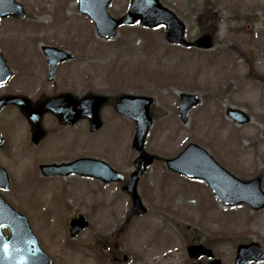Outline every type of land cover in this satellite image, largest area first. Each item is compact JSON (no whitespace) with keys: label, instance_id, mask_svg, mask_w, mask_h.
<instances>
[{"label":"rangeland","instance_id":"374dc122","mask_svg":"<svg viewBox=\"0 0 264 264\" xmlns=\"http://www.w3.org/2000/svg\"><path fill=\"white\" fill-rule=\"evenodd\" d=\"M21 1L36 16L35 7H47L48 3L51 16L49 23L36 32L24 17L0 23V47L4 57L10 55L9 67L15 71V77L0 90V95L21 94L33 102L72 89L80 94L130 91L153 96L157 119L147 138L149 151L173 157L189 142H195L238 177L249 180L261 176L264 188V0H209L215 6L213 17L206 0H161L185 21L189 38L197 36L201 27L215 30L216 44L206 51L167 43L160 27L124 26L118 29L116 38L104 40L97 36L92 21L78 11V0ZM61 2L66 4L60 9L64 17L57 23L60 11L54 10ZM128 5L129 0H114L109 12L118 16ZM32 35L45 36L49 43L44 44L75 55L58 67L56 87L46 77V63L39 52L42 42L31 46L22 43ZM7 38L15 42L12 47L28 53L15 55L20 52L5 47ZM29 46L39 54L35 59ZM30 55L32 62L25 64ZM25 66L34 69L28 71ZM34 73L37 75L31 79ZM72 82L82 87L70 85ZM183 91L201 95V103L191 111L188 125L182 123L176 110ZM230 106L244 109L252 120L237 125L226 117ZM112 110H105L103 117L108 131L122 133L117 145L120 151V142L129 139L136 126ZM42 118L47 126L56 117L47 112ZM0 131L5 142L0 166L11 179L10 187L0 190V194L36 220L35 234L44 249L58 259L57 264H118L112 260L116 243H120V254L130 258L126 264H186V240L191 238L209 241L224 264H233L241 240L255 239L264 248V208L254 211L247 204L222 205L204 181L175 174L163 161H157L142 177L139 191L148 211L135 215L130 214L132 198L121 184L42 175L36 167L39 162H56L62 151L48 136L34 145L30 123L19 108L9 106L0 113ZM136 155L127 150L126 157H122L126 175L133 170L130 162ZM28 170L35 179L39 176L42 180L38 178L35 183L25 177L22 182V173ZM75 183L81 185L73 188ZM63 186L57 201L46 208L44 205L50 204L52 195H57ZM68 191L71 206L63 199ZM37 202H41V209L36 208ZM77 212L87 215L90 225L70 245L65 225L68 215ZM212 234L215 235L211 237ZM64 244L66 249H77V256L73 255L76 251L68 249L73 254L65 260Z\"/></svg>","mask_w":264,"mask_h":264},{"label":"water","instance_id":"95a60500","mask_svg":"<svg viewBox=\"0 0 264 264\" xmlns=\"http://www.w3.org/2000/svg\"><path fill=\"white\" fill-rule=\"evenodd\" d=\"M109 1L110 0H101L96 12L86 3H84L83 0L81 1V10L89 13L93 19H95L98 32L103 37L112 38L116 35V29L119 25L124 23L133 24L140 20L145 26H157L159 24H165L167 26L165 36L169 42L182 43L186 46H197L200 48H210L213 46V38L210 34L202 35L194 41L186 40L185 26L183 22L180 21V19L171 9L163 6L159 0H132L130 10L118 19L111 17L108 14L107 4ZM43 49L46 52V57L49 63L50 78H53L57 65L61 61L71 58L72 55L67 51L55 47H44ZM10 75L11 72L7 69V66L0 56V83L5 82L10 77ZM87 99L90 100V102L87 104L86 110L93 116L95 127L99 126L100 121L98 119V108L103 102L104 98L93 95ZM127 100L131 103L127 104ZM199 101L200 99L196 94L184 93L181 95L180 108L184 122H187V116L190 109L196 106ZM9 102L18 103L29 113L35 122H38L40 110L33 109L30 106L28 100L18 96H8L0 100V108ZM56 102L57 100L51 101L47 107L56 108L58 111H60L55 106ZM151 103V98L128 96L122 98L121 102L118 104L119 111L124 112L137 121L138 129L133 140V148L138 151H143L145 137L152 123V118L149 115V105ZM227 114L240 124L246 123L250 120V117L240 109L230 108L228 109ZM41 135L42 133L39 132L38 137ZM152 162L153 156L142 152V154L135 161L136 171L132 174L129 184L125 187L126 189L132 191L134 200L139 210L141 209V201L139 195L137 194V184L143 172L152 164ZM167 164L169 168L183 173L189 177L205 179L219 200L225 204L232 205L246 202L255 210L264 207V190L261 185L262 179L260 177H256L250 181H244L238 178L220 166L204 148L198 146L197 144L190 143L179 156L167 160ZM56 167L58 166H43L42 168L47 174H53L56 172L64 173L62 171H56ZM93 168L95 171H86V174L102 176L105 180L110 179L105 178L102 171L97 169L95 166H93ZM116 178L120 179V175L119 173L114 172V177L112 179ZM0 186L4 188L9 186L8 177L3 168H0ZM0 203L5 206L2 201ZM2 214L5 216L4 218H0V220L9 221V225L14 230V237L11 240H6L3 235L0 234V243L14 244L16 241H18L16 237V227L21 226L24 230H22L20 234L24 237H28L25 239V241L28 244L33 245L34 242H32V240L29 238L30 231L28 229L29 227L27 225L26 219L20 214L11 211L7 207H5V210ZM87 224V219L84 216L74 218L70 223L71 235L76 237L78 232L87 226ZM198 248L202 247L191 246L189 247V250H195ZM198 252L200 251L197 250L196 252H192V254ZM251 259H255L257 261L264 259L261 246L256 242L240 244L237 249L235 264H248ZM210 264H220V261L217 260L211 262Z\"/></svg>","mask_w":264,"mask_h":264},{"label":"flooded vegetation","instance_id":"af4514ba","mask_svg":"<svg viewBox=\"0 0 264 264\" xmlns=\"http://www.w3.org/2000/svg\"><path fill=\"white\" fill-rule=\"evenodd\" d=\"M20 1L21 0H16ZM24 9V15L22 17L27 18L30 23L34 25H39L40 27H44V25L49 23V18L51 16V12L49 7L50 5L47 3V7H35V12L38 14L33 13V15L26 9L27 5H22ZM62 7L60 4L58 7L54 10L57 11L58 8ZM13 8H15V5H13ZM32 16V17H31ZM36 16V17H35ZM21 16H15V15H8L3 18V20H15ZM31 17V18H30ZM2 20V21H3ZM40 27H38L40 29ZM47 37L45 36H32L31 39L38 42H44ZM66 75V74H64ZM70 85L82 87V84H74V82L70 83ZM53 86L56 87L55 82L53 83ZM70 94L76 99H80L84 97L85 92L82 94L78 93V91L72 89L68 91H63L56 93L54 96L59 94ZM54 94V93H53ZM83 95V96H82ZM110 100L108 101V105H114L116 104L119 96L113 95L110 92ZM53 97V96H52ZM59 120V117H58ZM91 120L90 118L83 116L81 117L76 123L71 124L68 122H65L63 120L54 121L53 119L49 122V125L45 126L43 124V128L45 130V136H48V138L52 137V144L58 148L61 151H67V156L70 157L71 153L77 152V150L81 149L83 152L87 150V152L95 151L98 147V141H96V136L98 133H100V129L94 131L91 128ZM35 129V126H33V130ZM82 155H86V153H83ZM110 157L116 158V163L120 164L121 167H124L125 164L123 162L122 157H116L115 153H112Z\"/></svg>","mask_w":264,"mask_h":264},{"label":"bare ground","instance_id":"6f19581e","mask_svg":"<svg viewBox=\"0 0 264 264\" xmlns=\"http://www.w3.org/2000/svg\"><path fill=\"white\" fill-rule=\"evenodd\" d=\"M22 176H23V178H22V182H24L25 177L29 178V180H32V179H33V176H32V174L29 173V170H28V171H24V172L22 173Z\"/></svg>","mask_w":264,"mask_h":264}]
</instances>
